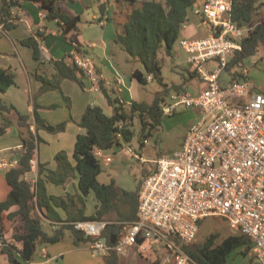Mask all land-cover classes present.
I'll list each match as a JSON object with an SVG mask.
<instances>
[{
  "label": "trees",
  "instance_id": "16d2710c",
  "mask_svg": "<svg viewBox=\"0 0 264 264\" xmlns=\"http://www.w3.org/2000/svg\"><path fill=\"white\" fill-rule=\"evenodd\" d=\"M20 6L13 8L11 0H0V39L9 31L17 28L18 16L13 11L22 8L26 2L36 5L48 22H57L66 36L79 31L81 17L69 12L64 6L76 0H15ZM196 0H119L120 6L126 8L123 12L114 11V17L109 16L116 24L122 25V31L117 30L114 44L127 52L131 58L140 61L146 73L164 85L152 103L131 101L127 102L119 97L113 98L104 88L100 80L101 90L109 104L114 107V114L107 115L100 106H89L80 122L85 129L84 134L77 137L75 146V164L68 154L62 151L55 160L57 169L51 171L43 165L39 167V179L35 184L26 176L32 172V161L35 158L40 138L33 133L31 127L33 118L21 114L14 106L7 104L0 98V116L4 125L0 128V135L4 134L12 121L10 114L18 117V126L26 131L23 152L19 165L6 172L12 190L8 198L0 202V228L6 231L11 223L20 225L10 241L3 240L2 253L8 264H25L31 261L37 253L38 247L56 244L62 241L69 232L75 246L91 244L94 239L85 233L74 229L72 223L77 221H105L108 222L103 238L114 246L123 235L128 224L139 220V191H126L117 185L116 180L110 184H103L99 176L103 173L101 161L95 156L97 148L111 152L114 148L122 147V143H130L136 136L135 122L139 124V141L141 148L145 147L148 139L155 137L162 129L164 121L163 102L173 90L181 93L183 86L198 77L192 71L190 78L182 85L168 86L162 77L161 55L171 56L177 41L182 36L189 13ZM260 0H233L234 20L240 25H255L259 19ZM106 3L99 4L101 14L107 13ZM109 15V14H108ZM125 17L123 23L119 22ZM261 19V18H260ZM38 37L31 36L21 41V44L33 50L36 61H40L41 41L46 39L45 33L38 32ZM264 48V25L258 24L248 37L242 42V51L237 52L230 61L226 75L230 80L243 81L246 77L242 71L246 69L249 59L256 56ZM56 74L52 78L39 77L43 83L42 91L60 90L61 83L69 79L84 86L83 72L72 65L67 59L55 61ZM191 68V67H190ZM133 78L141 84H147V77L140 70H135ZM250 78V76H248ZM251 79V78H250ZM16 86V75L9 69H0V93H6ZM34 122L38 130L49 133H60L66 130V123L56 126L45 121L35 112ZM150 173V172H149ZM147 173L144 179L149 175ZM44 176V177H43ZM78 176V192L68 193L66 196H55L48 192L47 183L65 186ZM143 179V180H144ZM143 182V181H142ZM94 194L99 202L95 214H87V199ZM16 209V210H13ZM62 211L66 214L63 217ZM204 221L200 223V229ZM58 224V225H57ZM46 225L49 231L46 230ZM220 234H212L201 244L195 242L183 246L184 252L191 258L193 264H228L229 257L238 249L242 255L250 259L252 250L251 240L241 234L230 235L220 239ZM106 264H121V256L110 251L105 257ZM1 264V263H0ZM155 264H158L156 262Z\"/></svg>",
  "mask_w": 264,
  "mask_h": 264
},
{
  "label": "built area",
  "instance_id": "2783aa9c",
  "mask_svg": "<svg viewBox=\"0 0 264 264\" xmlns=\"http://www.w3.org/2000/svg\"><path fill=\"white\" fill-rule=\"evenodd\" d=\"M90 1L101 4L104 0ZM192 11L208 34L184 38L182 47L206 88L199 96L171 95L176 103L162 106L165 117L174 116L176 108L185 105L199 110L200 119L189 128L179 151L153 161L139 191V220L127 225L114 246L103 238L108 222L72 223L75 230L94 239L90 249L96 256L105 258L110 251L121 256L134 247L142 254L166 249L169 256L164 264H193L183 246L196 241L201 222L223 218L232 230L251 240L254 264H264V93L248 78L247 69L242 71L246 80L226 83L223 78L250 31L264 25V14L255 25L240 26L234 20L233 0H196ZM95 20L106 26L109 15ZM188 23L189 18L184 28ZM93 47L88 44L86 51L74 52L68 62L81 69L91 92H100L102 78L89 54ZM127 152L146 162L130 147ZM95 156L107 165L114 161L111 152L100 148ZM35 164L33 160L32 167ZM18 165L19 161L0 156V171Z\"/></svg>",
  "mask_w": 264,
  "mask_h": 264
},
{
  "label": "crops",
  "instance_id": "0c3cea01",
  "mask_svg": "<svg viewBox=\"0 0 264 264\" xmlns=\"http://www.w3.org/2000/svg\"><path fill=\"white\" fill-rule=\"evenodd\" d=\"M115 1L120 3L119 0ZM106 2H108V5L107 13L105 14H109L112 18L110 13L112 0L103 1V3ZM64 6L69 10V3L64 4ZM13 14L18 16L19 20L16 22L17 28L8 32V40L0 39V69H9L16 75V86L12 87L15 88V91L10 88L6 93H0V98L7 104L14 106L21 114L30 115L33 118L31 130L40 138V141L38 142L34 158L36 164L26 178L35 184L39 179L40 165L51 171L57 169L55 158L58 153L65 151L69 159L75 164L74 154L77 137L86 132L80 126L82 117L89 106H99L97 104L99 97L95 96L94 99L91 97V93L94 94V92L89 90L90 82L84 76L82 77L83 87L75 81L65 79L61 83L60 90L50 91H42L43 83L39 77L52 78L56 74L55 61L69 60L71 54L76 51H86L87 45L93 44L94 47L89 51L90 54L99 45L95 41L80 40L76 42L72 39H70L71 43H68V41L64 40V37L68 40L71 34L66 36L57 22H48L40 9L28 2L24 3L22 8L15 9ZM103 15H94L93 20L96 22L95 18ZM112 21L109 20L106 26L101 27L105 29ZM202 29H205L208 34V29L203 25L201 18L191 10L188 26L182 30L183 37L197 38L201 34ZM38 32L45 33L47 37L43 41L40 40L39 62L35 60L33 50L21 44V41L26 38L31 36L38 37ZM101 43L104 46V50L109 49L110 42H108L106 35L101 39ZM72 45L74 48H72ZM63 52L65 54L61 57ZM95 59L99 74L104 82V88L108 92L113 91L117 97L124 101H133L132 88L134 79L129 78L127 74L122 72L110 55H106L105 58L97 55ZM107 68L109 76L105 75ZM36 110L45 121L53 126L66 123V130L55 134L45 130H38L34 122ZM9 118L12 121L11 125L4 134L0 135V156L5 157L9 161H19L23 152V140L26 137V131H23L18 126L16 114H10ZM3 125L4 120L0 116V128ZM102 175L99 176L100 182L103 184L112 182L113 178L111 177L109 178L112 179L110 183L102 181ZM78 182L79 179L76 176L74 180L65 186L47 183L48 192L55 196H66L68 193L76 194L78 192ZM72 187L73 190L71 189ZM11 190L12 187L6 179V171H0V202L8 198ZM89 201L93 202L95 210L93 214H95L99 202L93 193L87 199V214L91 215L88 208ZM62 215L66 218V214L63 211ZM17 226V223H11L6 226V231L0 228L1 264H8L6 256L2 253L3 240L10 241L18 230ZM135 249L138 248L135 247ZM130 255L131 249L126 253L124 263L129 260ZM141 255L143 256L144 254L141 253ZM149 255L155 256L152 261L153 264L158 262L156 252H150ZM25 264H106V262L104 257L96 256L92 253L89 244H83L79 247L75 246L72 235L66 233L65 238L56 244L39 246L33 259Z\"/></svg>",
  "mask_w": 264,
  "mask_h": 264
},
{
  "label": "rangeland",
  "instance_id": "374dc122",
  "mask_svg": "<svg viewBox=\"0 0 264 264\" xmlns=\"http://www.w3.org/2000/svg\"><path fill=\"white\" fill-rule=\"evenodd\" d=\"M163 1L164 0H158ZM259 14L257 19L262 18L264 14V0H260L258 3ZM126 8L120 6L118 2L112 0L111 15L114 17V11L123 12ZM69 11L75 15L81 17V23L79 24V31L71 33L68 40L64 37L65 41L71 43L70 39L79 42L80 40H85L87 42L95 41L98 42V48L91 52L90 55L95 58L97 55L101 58L111 56L114 63L129 76L133 78V72L135 70H140L145 77L148 79V74L143 66V64L134 60L121 48L114 44V37L117 30L122 31V25L116 24L112 21L108 27L105 29L98 25L93 20L94 15H101L98 4L92 3L90 0H78L69 3ZM124 16L119 18V22L123 23L125 20ZM8 32L4 33L2 39L8 40ZM107 36L109 43V49L104 50V46L101 43V39ZM207 36V31L205 29L201 30V34L197 38H202ZM183 35L177 41L174 46L173 54L167 56L162 54L160 57L162 59V77L164 84L168 86L182 85L185 80L190 78V73L193 69L190 68L189 57L190 55L185 52L182 47ZM72 48L74 46L72 45ZM91 51V50H90ZM65 54L63 52L62 56ZM96 60V59H95ZM5 64V62H3ZM249 70V75L251 80L257 85V87L264 93V48H261L259 53L249 59L247 67ZM105 75L109 76L108 68L105 70ZM225 82L227 83L228 77L225 74L223 76ZM85 79V78H84ZM134 79V85L132 88V96L134 101L152 103L155 97L164 90V85H162L158 80H153L147 84H141L137 79ZM19 81V79H18ZM206 88L205 83H203L199 77H196L189 81L183 86L181 93H187L192 96H199ZM15 88H12V91ZM113 98L117 97L113 91L108 92ZM174 90L165 98L167 105H173L176 103L175 100L171 99V95H176ZM99 97L98 105L103 108L104 112L112 116L114 114V107L111 106L102 91L91 93V97ZM200 119L199 110L194 108H189L185 105H180L176 108L174 116H166L163 121V126L161 131L153 138L148 139L145 143V147L141 148V143L139 141V124L135 122V132L136 136L130 143L123 142L122 147L114 148L111 151L113 157V163L107 165L104 161L101 162L103 168V175L101 177L102 181L110 183L116 180L117 185L126 191H136L139 185L142 183L145 175L152 171L154 164L153 161L162 157H172L175 152L182 148L185 137L188 133L191 125L197 123ZM128 147L132 149L135 155L143 157L146 162L141 161L138 157L130 155L127 150ZM73 190V187L71 188ZM89 212L92 215L94 213L93 202L89 201ZM20 225L17 226L19 229ZM46 230H50L46 225ZM69 233V232H67ZM240 232L231 229L227 221L223 218H209L204 221L200 232L196 238L195 244L204 243L212 234H220V239H225L230 235H235ZM70 234V233H69ZM243 249H238L235 251L228 259V264H249V257L245 258L242 255ZM126 254H121V264H153V259L155 256H150L149 252L141 255L139 249L132 248L129 260L124 263V257ZM158 264H164V260L169 256L166 249L158 251L157 253ZM252 256L250 252V257ZM148 257V258H147ZM123 261V263H122Z\"/></svg>",
  "mask_w": 264,
  "mask_h": 264
},
{
  "label": "water",
  "instance_id": "95a60500",
  "mask_svg": "<svg viewBox=\"0 0 264 264\" xmlns=\"http://www.w3.org/2000/svg\"><path fill=\"white\" fill-rule=\"evenodd\" d=\"M11 5L13 8H16V7H19L20 6V2L19 1H15V0H11ZM143 241H140V244L142 243Z\"/></svg>",
  "mask_w": 264,
  "mask_h": 264
}]
</instances>
